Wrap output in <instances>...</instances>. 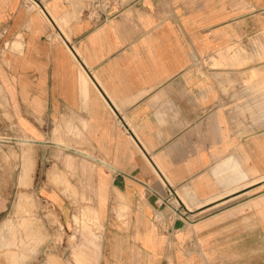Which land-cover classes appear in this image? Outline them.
I'll use <instances>...</instances> for the list:
<instances>
[{
	"label": "crops",
	"instance_id": "0c3cea01",
	"mask_svg": "<svg viewBox=\"0 0 264 264\" xmlns=\"http://www.w3.org/2000/svg\"><path fill=\"white\" fill-rule=\"evenodd\" d=\"M109 1L0 0L23 143L83 157L99 264H264V0Z\"/></svg>",
	"mask_w": 264,
	"mask_h": 264
},
{
	"label": "rangeland",
	"instance_id": "374dc122",
	"mask_svg": "<svg viewBox=\"0 0 264 264\" xmlns=\"http://www.w3.org/2000/svg\"><path fill=\"white\" fill-rule=\"evenodd\" d=\"M28 138L0 85V264H99L97 201L88 197L83 157L57 145L24 144ZM172 202L173 219L184 221Z\"/></svg>",
	"mask_w": 264,
	"mask_h": 264
},
{
	"label": "built area",
	"instance_id": "2783aa9c",
	"mask_svg": "<svg viewBox=\"0 0 264 264\" xmlns=\"http://www.w3.org/2000/svg\"><path fill=\"white\" fill-rule=\"evenodd\" d=\"M109 2V0H94L92 3H95V6L98 7V11H105L109 7ZM48 39L51 40V37L49 36Z\"/></svg>",
	"mask_w": 264,
	"mask_h": 264
},
{
	"label": "bare ground",
	"instance_id": "6f19581e",
	"mask_svg": "<svg viewBox=\"0 0 264 264\" xmlns=\"http://www.w3.org/2000/svg\"><path fill=\"white\" fill-rule=\"evenodd\" d=\"M51 18V17H50ZM52 20V19H51Z\"/></svg>",
	"mask_w": 264,
	"mask_h": 264
}]
</instances>
